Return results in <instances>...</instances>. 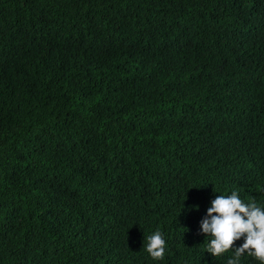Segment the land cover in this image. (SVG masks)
<instances>
[{
  "label": "trees",
  "instance_id": "obj_1",
  "mask_svg": "<svg viewBox=\"0 0 264 264\" xmlns=\"http://www.w3.org/2000/svg\"><path fill=\"white\" fill-rule=\"evenodd\" d=\"M233 192L264 210V0H0V264H229Z\"/></svg>",
  "mask_w": 264,
  "mask_h": 264
},
{
  "label": "clouds",
  "instance_id": "obj_2",
  "mask_svg": "<svg viewBox=\"0 0 264 264\" xmlns=\"http://www.w3.org/2000/svg\"><path fill=\"white\" fill-rule=\"evenodd\" d=\"M208 210L211 220L203 223V232L214 237L207 252L219 256L233 247L242 236L244 242L236 248L235 258L229 264H238L239 258L247 252L264 264V210L255 204L245 205L235 192L231 196H217ZM147 252L153 259L163 258L165 241L157 231L148 237Z\"/></svg>",
  "mask_w": 264,
  "mask_h": 264
}]
</instances>
